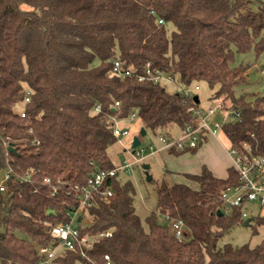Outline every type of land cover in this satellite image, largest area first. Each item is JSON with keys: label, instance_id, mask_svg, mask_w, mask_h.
<instances>
[{"label": "trees", "instance_id": "obj_1", "mask_svg": "<svg viewBox=\"0 0 264 264\" xmlns=\"http://www.w3.org/2000/svg\"><path fill=\"white\" fill-rule=\"evenodd\" d=\"M252 47L264 52V0H0V170H11L0 196V264H35L52 226L70 221L78 206L75 186L116 166L108 153L119 138L115 120L136 111L146 128L168 135L174 125L198 126L189 110L200 103L196 95L138 79L148 63L185 86L205 81L232 110L223 122L232 145L264 152V94L255 101L235 95L244 69L233 64L235 54ZM116 59L133 74H115ZM185 176L198 187L157 183L156 210L144 221L133 182L108 179L77 224L83 234H112L87 257L66 250L53 264H105V254L113 264H264V239L220 243L246 219L241 206L224 210L223 191L239 183L235 168L224 178L207 166ZM159 214L182 220L185 238Z\"/></svg>", "mask_w": 264, "mask_h": 264}, {"label": "built area", "instance_id": "obj_2", "mask_svg": "<svg viewBox=\"0 0 264 264\" xmlns=\"http://www.w3.org/2000/svg\"><path fill=\"white\" fill-rule=\"evenodd\" d=\"M162 21V20H161ZM113 72L118 75H131L133 71L131 69H125L122 66V62L116 59L113 66ZM264 73V68L262 69ZM139 80H149L154 83H163L164 80H175V77L171 73L163 72L158 68H152L150 63L146 65L144 73L137 75ZM195 89L198 90L199 86L196 85ZM185 95L192 96L187 90H182ZM30 101V93L28 92L25 97V102ZM119 105V102L116 103ZM225 108V104L220 102L215 108H210L207 114H204L198 107L189 106V110L193 112L199 118V124L197 127L188 125L183 129V136L178 139L168 141L165 136L161 138L162 142L168 148H175L179 151L191 150L196 148L201 141H203L204 135H215L223 129V124L215 123L212 128L207 123V119L215 117L216 114ZM99 110V107H96ZM135 113H133L134 115ZM239 115V112H236ZM21 116H27L25 108L21 110ZM122 119L115 120L114 134L118 137L125 136L129 132L126 128H121L118 122ZM133 148V160L124 159L116 166L104 169L98 168L93 174L90 175L85 185H76L75 190L79 196V204L76 208L68 211L70 221L58 222L51 228L52 242L48 244H42L38 246V253L40 258L35 264H53L56 256L62 251L75 250L79 248L81 256L87 257V250L92 248L94 242L100 237H107L112 234L111 230H105L97 235L83 234L75 223L82 220V215L85 210L93 206L95 203V194L101 191V188L108 179L118 177L121 174L131 175L132 167L139 162L144 156L142 151ZM230 154L233 157V167L238 173L239 183L233 186H228L222 193V199L224 203V210L228 212L232 207L241 206L242 216L248 218L247 207L245 205L248 202H257L261 206L264 205V152H255L253 146L245 142L240 147L231 146ZM4 178L0 181V196L4 194L8 188V181L11 178V170L5 171ZM45 182H50L49 178H45ZM56 190V189H54ZM105 198L112 196L113 191L111 188H107L103 191ZM230 192L233 193L231 198ZM230 204V206L228 205ZM172 227L174 235L182 240L185 238V225L180 219H173L167 217ZM55 243V244H53ZM105 264H113L112 258L109 254H105Z\"/></svg>", "mask_w": 264, "mask_h": 264}, {"label": "rangeland", "instance_id": "obj_3", "mask_svg": "<svg viewBox=\"0 0 264 264\" xmlns=\"http://www.w3.org/2000/svg\"><path fill=\"white\" fill-rule=\"evenodd\" d=\"M169 29L171 31L172 27L169 26ZM233 64L244 66L240 74V81L235 86V95L240 96L244 94L246 101H255L259 95H263L264 73L262 69L264 68V52L257 55L254 47L246 52H237ZM163 83L171 92H181L183 89H187L192 95H198L200 100L198 108L201 109L204 114H207L210 108H215L218 103L223 101L222 98L212 97L214 90L211 89L205 81H199L190 86H185L178 80V77L175 76L174 81L164 80ZM195 85L199 86L198 90L195 89ZM230 111L232 110H228L227 108L221 110L215 117L208 118L207 123L212 128L216 122L222 125L226 117H231ZM118 125L121 128H126L129 133L125 136H120L118 140L108 148V153L113 163L119 164L124 159L133 160L132 143L135 136H138L141 140L140 145L135 148L137 149L136 152L144 149V151H142V156L144 157L132 167V174H121L119 176V179H129L133 182L136 188L134 202L135 210L142 221H144L152 211L156 210L157 183L165 181L168 184H173L180 180L186 182V178L182 173L180 177L177 172L174 171L175 168L171 162L172 157L166 155L168 147L161 140L163 136H165L168 141L178 139L183 136L184 132L179 126L174 125L169 135L159 132L156 133L144 126L136 111L134 115L132 113L128 117L120 120ZM142 129L146 131L144 135L141 134ZM217 136L221 137V139L223 138L221 134H217ZM211 137L212 135L209 134L208 140H211ZM222 141L225 142L224 139H222ZM206 144L207 141L203 142L198 148L204 147ZM187 154H191V151H185L181 155L185 156ZM144 164H148L149 168L145 169L143 167ZM182 167H184V164L181 163V168ZM5 173V170H0V181L4 178ZM148 176H151V180L148 179ZM229 196L233 198L234 195L230 192ZM228 205L230 206L229 203ZM245 207H247L249 218H253V220L248 225L240 223L234 226L221 237V244L231 243L235 246L245 244L255 246L264 239V223H257L258 217H264V205L261 206L257 202H248ZM158 218L161 223L168 224L172 230L170 222L165 215L159 214ZM74 225L78 226L77 223ZM189 237L190 236L186 238Z\"/></svg>", "mask_w": 264, "mask_h": 264}, {"label": "crops", "instance_id": "obj_4", "mask_svg": "<svg viewBox=\"0 0 264 264\" xmlns=\"http://www.w3.org/2000/svg\"><path fill=\"white\" fill-rule=\"evenodd\" d=\"M217 134H221L223 137L222 139H224L225 142L222 141L221 137H218ZM217 134H215L214 137L211 134V140H208L209 134L207 133V140H205L207 141V144L204 147L197 148L194 152L191 151V154H187L185 156H182V153L177 154L172 152L168 148V150H166V155H168V157H172L171 162L175 168L174 171L181 177V173L184 176L187 172L199 173L204 166H207L217 177H227L228 169L233 166V157L230 154L232 142L223 129ZM202 144L203 141L200 142L199 146ZM181 163L184 164V167L182 168ZM185 178L186 182L181 180L177 182H184L194 188L198 187V183L188 179L186 176Z\"/></svg>", "mask_w": 264, "mask_h": 264}, {"label": "water", "instance_id": "obj_5", "mask_svg": "<svg viewBox=\"0 0 264 264\" xmlns=\"http://www.w3.org/2000/svg\"><path fill=\"white\" fill-rule=\"evenodd\" d=\"M195 100L196 102L198 103L199 102V97L198 95H196L195 97ZM145 129H142L141 131V134L144 135L145 134ZM141 143V140L138 136H135L134 139H133V143H132V147L135 149L137 146H139ZM9 149H12V146L9 147ZM143 167L145 169H148L149 168V165L148 164H144ZM148 179L151 180V176H148ZM52 213H55V210L54 209H48L47 210V214H52ZM218 213H221V210L218 211ZM252 218H246L244 221H243V225H248L250 223Z\"/></svg>", "mask_w": 264, "mask_h": 264}]
</instances>
